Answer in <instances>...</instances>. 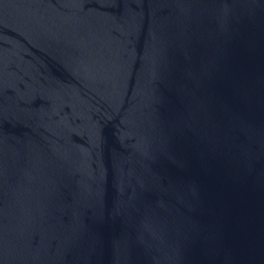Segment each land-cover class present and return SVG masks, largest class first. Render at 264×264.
Wrapping results in <instances>:
<instances>
[{"label": "water", "instance_id": "1", "mask_svg": "<svg viewBox=\"0 0 264 264\" xmlns=\"http://www.w3.org/2000/svg\"><path fill=\"white\" fill-rule=\"evenodd\" d=\"M0 264H264V0H0Z\"/></svg>", "mask_w": 264, "mask_h": 264}]
</instances>
